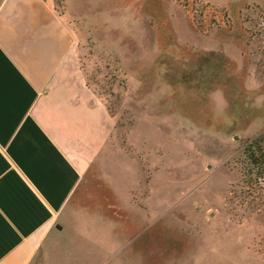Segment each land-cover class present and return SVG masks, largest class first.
<instances>
[{"label": "rangeland", "instance_id": "1", "mask_svg": "<svg viewBox=\"0 0 264 264\" xmlns=\"http://www.w3.org/2000/svg\"><path fill=\"white\" fill-rule=\"evenodd\" d=\"M54 8L113 116L54 232L111 235L118 264H264V163L246 149L264 150V0Z\"/></svg>", "mask_w": 264, "mask_h": 264}, {"label": "crops", "instance_id": "2", "mask_svg": "<svg viewBox=\"0 0 264 264\" xmlns=\"http://www.w3.org/2000/svg\"><path fill=\"white\" fill-rule=\"evenodd\" d=\"M55 1L0 0V264H118L125 250L111 235L54 232L113 122Z\"/></svg>", "mask_w": 264, "mask_h": 264}, {"label": "trees", "instance_id": "3", "mask_svg": "<svg viewBox=\"0 0 264 264\" xmlns=\"http://www.w3.org/2000/svg\"><path fill=\"white\" fill-rule=\"evenodd\" d=\"M257 142L251 141L249 144H247L246 149L250 153V158L253 161L254 164L258 163L257 161L259 160L258 156H261L260 161L264 163V150L256 144ZM257 155L256 157L254 155Z\"/></svg>", "mask_w": 264, "mask_h": 264}, {"label": "built area", "instance_id": "4", "mask_svg": "<svg viewBox=\"0 0 264 264\" xmlns=\"http://www.w3.org/2000/svg\"><path fill=\"white\" fill-rule=\"evenodd\" d=\"M259 25L261 28H264V16L260 18Z\"/></svg>", "mask_w": 264, "mask_h": 264}, {"label": "water", "instance_id": "5", "mask_svg": "<svg viewBox=\"0 0 264 264\" xmlns=\"http://www.w3.org/2000/svg\"><path fill=\"white\" fill-rule=\"evenodd\" d=\"M57 228H60V226L58 225Z\"/></svg>", "mask_w": 264, "mask_h": 264}]
</instances>
